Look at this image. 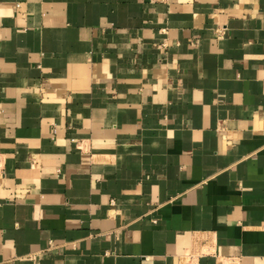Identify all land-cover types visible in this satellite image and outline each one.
Returning a JSON list of instances; mask_svg holds the SVG:
<instances>
[{
    "label": "crops",
    "instance_id": "0c3cea01",
    "mask_svg": "<svg viewBox=\"0 0 264 264\" xmlns=\"http://www.w3.org/2000/svg\"><path fill=\"white\" fill-rule=\"evenodd\" d=\"M0 264H264V0H0Z\"/></svg>",
    "mask_w": 264,
    "mask_h": 264
},
{
    "label": "built area",
    "instance_id": "2783aa9c",
    "mask_svg": "<svg viewBox=\"0 0 264 264\" xmlns=\"http://www.w3.org/2000/svg\"><path fill=\"white\" fill-rule=\"evenodd\" d=\"M148 2H151V3H158V4H166L167 3V0H146ZM0 165H1V162H0Z\"/></svg>",
    "mask_w": 264,
    "mask_h": 264
}]
</instances>
